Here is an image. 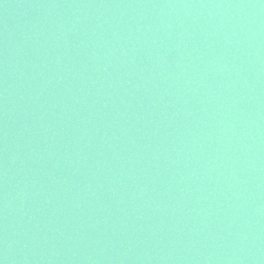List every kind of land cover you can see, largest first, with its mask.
I'll use <instances>...</instances> for the list:
<instances>
[{
    "label": "water",
    "instance_id": "obj_1",
    "mask_svg": "<svg viewBox=\"0 0 264 264\" xmlns=\"http://www.w3.org/2000/svg\"><path fill=\"white\" fill-rule=\"evenodd\" d=\"M0 264H264V0H0Z\"/></svg>",
    "mask_w": 264,
    "mask_h": 264
}]
</instances>
